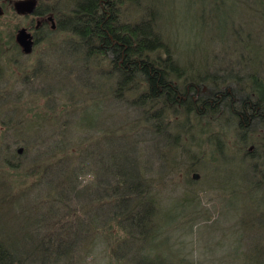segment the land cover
<instances>
[{
	"label": "rangeland",
	"instance_id": "rangeland-1",
	"mask_svg": "<svg viewBox=\"0 0 264 264\" xmlns=\"http://www.w3.org/2000/svg\"><path fill=\"white\" fill-rule=\"evenodd\" d=\"M24 1H30L31 12L16 9ZM40 2L0 0V92L7 89L6 96L0 97V130H4L0 139H6L10 162L16 164L0 160V197L4 199L0 229L14 239L27 238L26 230L38 231L37 226L27 227L30 216L34 221L45 215L69 216L66 212L75 207L81 224L73 222L72 228L83 240L92 232L89 239L93 241L88 240L87 254L72 264H130V253L122 260L112 257L109 239L102 234L105 230L121 237L128 232L118 226L115 213L110 215L112 203L107 198L118 166L102 172L100 162L92 163L95 159L84 150L104 130L132 125L141 111L124 93L110 92L118 77L115 70L79 61L82 53L64 51L65 35L55 30L60 15L32 14L43 10V4L53 7L56 1ZM130 3L124 10L125 20H150L168 44V53L185 68V76L194 72L207 83L221 79L222 87L228 80L247 84L250 72L264 78V6L260 0ZM151 3L155 5L153 17L147 13ZM41 20H47L45 35L52 42L35 41L34 25ZM22 29L32 36L28 52L17 40ZM94 73H102L101 84L93 82ZM173 113L168 132L138 127L125 132L123 145L117 147H126L133 159L120 169L143 172L156 200L150 229L154 236L146 244L139 242L143 254L154 264H251L249 241L258 236L264 247V126L253 124L243 134L237 120L228 116L220 120ZM44 116L49 120L41 121ZM47 147L52 149L50 154ZM58 147L66 152H59ZM94 200L104 201L95 206ZM113 210L122 211L117 204Z\"/></svg>",
	"mask_w": 264,
	"mask_h": 264
},
{
	"label": "trees",
	"instance_id": "trees-1",
	"mask_svg": "<svg viewBox=\"0 0 264 264\" xmlns=\"http://www.w3.org/2000/svg\"><path fill=\"white\" fill-rule=\"evenodd\" d=\"M55 1L56 4L53 7L43 4V10L35 9L32 14L43 17L47 14L60 15L56 19V29H54L65 35L62 41L66 49L64 51H68L69 54L82 53L83 56L80 55L79 61L83 62L84 59L94 61L100 67L106 66L108 69L115 70L118 77L110 92L117 96L119 93H124L131 102H135V109L141 111L129 127L104 130L99 138H93L92 142L87 143L84 152L85 155L95 159H92L95 165L100 162L102 172L114 164L118 166V170L112 169L116 174L115 181L109 187L111 189L109 197H106L108 202L112 203L110 215L115 213L118 226L128 232H125L124 236L113 237L103 230L102 234L109 239L112 247V257L119 256L122 260L126 258L127 253H130L131 258L127 259L129 263L131 262L130 264H154V260H149L147 255L143 254L141 244L147 243V238L154 236V232L150 229L154 224L151 214L156 200L149 193L150 188L143 172L138 173L135 169L121 170L119 167L133 161L126 147L117 149L121 144L123 145L122 140L126 138L125 132L138 127L152 126L155 131L160 130L166 133L170 127L171 114H174L173 112L177 114L178 111L177 117L192 113L199 118L208 116L221 120L228 116V119L237 120L238 128L245 134L255 124L264 126V78L258 72H250L247 84L240 81L234 84L230 82L231 80L226 82L225 79L223 82L226 83L222 87L218 84V81H222L221 79L207 83L204 78H201L203 76L195 75L194 72L185 76L183 72L185 68L174 61L170 51L168 53V44L159 38L150 20L144 18L134 22L125 20L124 10L127 8V2L128 6L131 5V0ZM260 4L264 6V0H260ZM154 6V3H151L147 9L151 17L155 10ZM45 23L47 20H41L37 22L38 25H34L35 41L49 40L45 35ZM163 50L164 55L161 54ZM93 76L91 77L96 85L102 83V73H94ZM5 90L0 92V97L6 96ZM99 96L102 97L101 94ZM66 98H69L67 94ZM93 102L96 104V100ZM60 115H62L61 112ZM40 120L49 119L44 116ZM94 121L95 119L91 118V122L94 123ZM4 125L7 126L6 122ZM175 137H173L174 142ZM4 141L6 139H0V160L3 159L4 163L10 166L16 165L10 162L9 151L11 150ZM216 145L220 147L218 142ZM59 147L57 149L59 152H66V149ZM47 150L49 154L52 151L50 147H47ZM5 155H9L8 158ZM0 182L3 184V181ZM1 193L3 194L2 190ZM113 197H115L114 200ZM55 198L63 203L61 198L57 196ZM129 199L131 200L126 205ZM2 200L4 199L0 197V202H3ZM103 201L94 200L93 205L100 206ZM115 204L118 210L122 211L115 212L113 210ZM145 206H149L150 209L146 210ZM77 213L74 207L66 212L69 216L45 215L40 218V222L34 221L32 216L29 217L30 219L27 217L31 220L27 221V227L37 226L38 231L29 233L26 230L29 235L20 240L6 234L8 231L0 229V235H2L0 264H72L81 254L86 255L89 242L93 241L89 239L92 237L89 234L93 233H87L83 240L78 230L72 228L75 225L73 222L81 224ZM72 217L76 220L73 221ZM124 220H129V226L123 224ZM91 222L94 221L91 220ZM133 234L139 235L140 238L136 239L137 236ZM255 237L249 241L252 258L248 261H251V264H264L263 243L258 236ZM128 249L132 251L128 252Z\"/></svg>",
	"mask_w": 264,
	"mask_h": 264
},
{
	"label": "water",
	"instance_id": "water-1",
	"mask_svg": "<svg viewBox=\"0 0 264 264\" xmlns=\"http://www.w3.org/2000/svg\"><path fill=\"white\" fill-rule=\"evenodd\" d=\"M31 3L30 1L18 2L16 4V9L21 12L30 11L31 12ZM31 35L27 33L24 29L19 31L17 35V40L23 45L26 52L31 50V45L33 42L31 41Z\"/></svg>",
	"mask_w": 264,
	"mask_h": 264
}]
</instances>
